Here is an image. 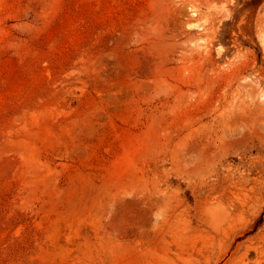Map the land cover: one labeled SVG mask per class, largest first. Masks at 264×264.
Here are the masks:
<instances>
[{"label": "rangeland", "instance_id": "374dc122", "mask_svg": "<svg viewBox=\"0 0 264 264\" xmlns=\"http://www.w3.org/2000/svg\"><path fill=\"white\" fill-rule=\"evenodd\" d=\"M0 264H264V0H0Z\"/></svg>", "mask_w": 264, "mask_h": 264}]
</instances>
